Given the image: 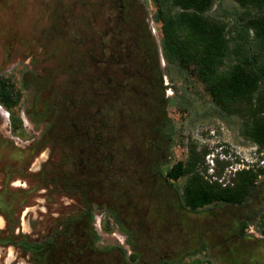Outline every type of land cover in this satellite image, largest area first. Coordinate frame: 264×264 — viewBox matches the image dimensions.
Listing matches in <instances>:
<instances>
[{
	"label": "rangeland",
	"instance_id": "rangeland-1",
	"mask_svg": "<svg viewBox=\"0 0 264 264\" xmlns=\"http://www.w3.org/2000/svg\"><path fill=\"white\" fill-rule=\"evenodd\" d=\"M239 12L215 0L210 15L233 36ZM161 39L151 0H0L22 124L0 107V264H37L17 241L48 242L51 264H264V176L241 204L194 212L184 178H164L189 150L222 183L264 153Z\"/></svg>",
	"mask_w": 264,
	"mask_h": 264
},
{
	"label": "trees",
	"instance_id": "trees-1",
	"mask_svg": "<svg viewBox=\"0 0 264 264\" xmlns=\"http://www.w3.org/2000/svg\"><path fill=\"white\" fill-rule=\"evenodd\" d=\"M151 3L160 24L165 62L179 70H190L223 116L238 119L240 136L264 153V0H235L240 12L233 36L223 20L210 15L215 0ZM18 100L15 86L8 78L0 77V107L7 113L11 133L22 126L14 111ZM200 164L189 150L185 160L177 161L164 174L166 181L184 178L180 203L192 212L210 204H241L250 196L257 177L264 176L263 165L255 171L234 170L229 181L222 183L217 178L207 179ZM260 234L264 236V228ZM15 243L31 251L37 264H51L50 260L44 262L40 254L48 242L40 248L38 243Z\"/></svg>",
	"mask_w": 264,
	"mask_h": 264
}]
</instances>
